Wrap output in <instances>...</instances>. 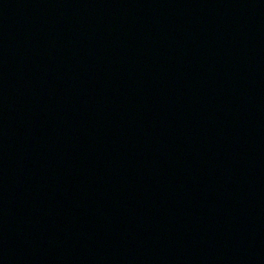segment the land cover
Instances as JSON below:
<instances>
[{
	"label": "water",
	"instance_id": "water-1",
	"mask_svg": "<svg viewBox=\"0 0 264 264\" xmlns=\"http://www.w3.org/2000/svg\"><path fill=\"white\" fill-rule=\"evenodd\" d=\"M0 264H264V0H0Z\"/></svg>",
	"mask_w": 264,
	"mask_h": 264
}]
</instances>
